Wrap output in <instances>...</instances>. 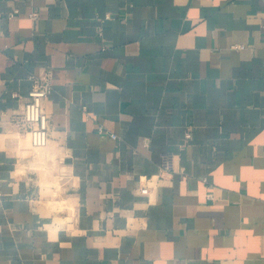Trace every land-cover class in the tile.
Returning <instances> with one entry per match:
<instances>
[{
	"label": "crops",
	"instance_id": "1",
	"mask_svg": "<svg viewBox=\"0 0 264 264\" xmlns=\"http://www.w3.org/2000/svg\"><path fill=\"white\" fill-rule=\"evenodd\" d=\"M263 23L264 0H0V264H264ZM44 72L38 148L13 119Z\"/></svg>",
	"mask_w": 264,
	"mask_h": 264
},
{
	"label": "built area",
	"instance_id": "2",
	"mask_svg": "<svg viewBox=\"0 0 264 264\" xmlns=\"http://www.w3.org/2000/svg\"><path fill=\"white\" fill-rule=\"evenodd\" d=\"M32 15L36 16V13ZM28 78L31 80V86L27 99L21 111L15 113L13 122L17 125L19 132L29 135L33 147L40 148L46 146L50 138V119L43 102L52 91V76L50 72H44L37 75L30 74ZM102 130V127H99V131L102 132ZM207 196L212 198V193H208Z\"/></svg>",
	"mask_w": 264,
	"mask_h": 264
}]
</instances>
